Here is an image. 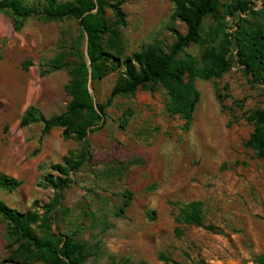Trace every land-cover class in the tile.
<instances>
[{
    "label": "rangeland",
    "instance_id": "obj_1",
    "mask_svg": "<svg viewBox=\"0 0 264 264\" xmlns=\"http://www.w3.org/2000/svg\"><path fill=\"white\" fill-rule=\"evenodd\" d=\"M106 1L124 14L119 20L112 6L106 10L120 32L122 54L108 75L89 79L91 96L106 104V113L85 149L64 126L43 133L42 121L22 123L28 110L48 119L66 111L70 68L46 70L58 57L89 62L79 20L35 14L17 28L0 11V172L23 181L12 191L0 187V200L40 213L58 200L52 231L84 244L83 264H167L165 257L179 264H261L264 158L248 144L254 124L247 117L264 108V78L248 75L237 55L244 32L263 20L264 0L235 17L223 7L205 17L207 44L186 51L200 58L207 47L222 46L231 65L219 77L194 78L199 100L189 125L168 111L170 94L160 82L107 101L125 76V57L157 41L170 46L186 32V24L172 18L173 1ZM66 157L78 161L71 182L59 189L45 184L47 176L66 177L54 168ZM192 201L202 203L203 225L178 220ZM9 244V225L0 215V264H18Z\"/></svg>",
    "mask_w": 264,
    "mask_h": 264
},
{
    "label": "trees",
    "instance_id": "obj_2",
    "mask_svg": "<svg viewBox=\"0 0 264 264\" xmlns=\"http://www.w3.org/2000/svg\"><path fill=\"white\" fill-rule=\"evenodd\" d=\"M36 1L38 4L33 5L26 3V0H0V11H7L17 28L23 25L25 19L35 14H40L45 19L77 18L88 36L89 62L84 58L80 61H64L62 57H58L54 63L47 64L49 69L46 71L70 68L72 79L66 89L71 99L67 109L64 113L49 119L38 115L33 109L28 110L23 115L22 123L27 125L42 121L43 133H47L53 126H64L66 136H77L85 149L89 146L88 133L101 127L106 113L105 103L94 102L88 87L89 79H102L108 75L112 69L110 62L118 64L122 54L120 32L109 23L106 10L108 5L112 6L119 20L123 19L124 14L119 5H110L106 0ZM172 1L174 3L172 18L184 22L187 26L186 32L178 33L170 46L157 41L125 57V76L113 87L107 101L111 102L112 97L117 94L134 93L141 86L153 87L160 82L170 94L168 111L180 115L189 125L199 100L194 78L219 77L230 67L231 62L221 49L222 46L217 47L213 44L207 47L200 58L191 55L186 49L194 44L200 46L207 44L208 39L203 34L206 16L218 12L219 8L223 7L225 12L235 17L240 12L249 11L253 0ZM262 12L264 14V10ZM216 32L221 31L217 28ZM239 48L237 57L247 74L264 78V16L263 20L255 25L254 30L244 32ZM247 118L254 124L248 144L256 149L259 157L264 158V108L250 111ZM127 120L128 117H125V121ZM82 155H85V152ZM54 168L66 177L47 176L45 184H51L59 189L71 182L70 174L71 171L77 170L78 161L74 157H66L64 164H55ZM22 182L15 176L0 172L1 188L12 191ZM57 204L58 200L46 204L43 213L33 209L22 212L0 200V215L9 225L11 260L18 264L85 262L88 253L84 244L71 235L62 237L52 231V212ZM178 220L181 223L203 225L202 203L200 201L188 203L179 213ZM15 244L18 246L13 248ZM164 259L167 260V264H179L167 257ZM259 260L264 264V255H261Z\"/></svg>",
    "mask_w": 264,
    "mask_h": 264
}]
</instances>
